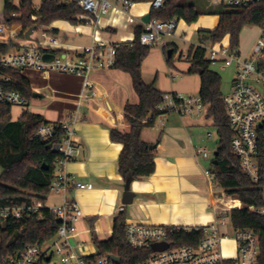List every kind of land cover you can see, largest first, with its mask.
<instances>
[{"label": "trees", "instance_id": "16d2710c", "mask_svg": "<svg viewBox=\"0 0 264 264\" xmlns=\"http://www.w3.org/2000/svg\"><path fill=\"white\" fill-rule=\"evenodd\" d=\"M131 1L138 3L148 0ZM206 12L218 15L219 24L213 30H198L199 43L218 42L229 34L231 45L235 47L239 45L240 34L245 26L264 22V2L240 9L219 5L215 10H205L197 3L168 0L162 8L151 9L150 14L152 18L159 20H184L190 24ZM87 17L70 0H42L38 8L33 0H21L19 6L14 4V0H5L0 23L21 25L22 33L14 36L8 43L0 44V79L3 75L11 76L14 89L20 91L30 102L34 94L30 80L22 69L4 67L1 63L2 55L9 52L17 40L23 39L31 27L38 29L50 26L57 20L77 26L87 24L90 21ZM143 30L144 26L138 25L133 42L120 44L113 67L131 75L140 100L138 104L125 105V130L113 128L110 131L111 140L123 145L118 158V172L125 183L148 178L155 172L156 147L151 149L152 144L143 140L142 133L145 128L154 127L157 118L164 113L157 107L163 101L165 93L156 86V80L147 83L143 77L142 63L151 50L140 43ZM39 43L40 41L36 45ZM170 47L171 45H166L164 52L168 65L173 66L177 48L172 49L169 57L167 52ZM187 59L192 63L189 73L199 74L201 77L199 97L206 106V116L212 120L219 137L216 149L218 156L213 159L218 164L215 165L212 161L210 171L215 183L222 189L223 196H236L239 199V206L229 213L231 226L235 230H252L260 235L261 264H264V183L256 184L245 175L239 159L231 151L233 131L223 102L222 78L211 68L205 49L191 45ZM12 106L0 101V209L29 207L37 202H42L44 206L30 216L25 214L17 220L0 215V257L7 252L51 240L61 225L59 218L45 203L55 179L57 160L61 158L56 147L61 144L65 132L58 129L51 138H39L36 135L39 128L50 122L42 115L30 111H25L17 121H12ZM50 144L51 148L48 147ZM91 222L93 243L97 248V254L93 257L115 255L120 258L119 264H140L151 252L150 248L135 249L127 242L125 212L119 213L114 219L113 235L107 240L98 238L93 220ZM203 236L202 229L190 232L181 229L171 234L169 241L172 245H196Z\"/></svg>", "mask_w": 264, "mask_h": 264}, {"label": "crops", "instance_id": "0c3cea01", "mask_svg": "<svg viewBox=\"0 0 264 264\" xmlns=\"http://www.w3.org/2000/svg\"><path fill=\"white\" fill-rule=\"evenodd\" d=\"M20 1L14 0V4L19 6ZM191 1L199 3L198 0ZM143 3H135L129 15L142 20L150 13V6ZM40 4L34 5L38 8ZM121 13L114 12L104 16L100 19L99 26L89 21L87 24H94L93 30L82 26L86 24L76 26L57 20L50 26L41 27V36L43 31L52 28V34L58 43L72 50L90 45L95 31L98 37L111 42L134 40L136 26L130 25L128 15ZM182 21L184 25L187 24ZM216 24L217 27L219 16ZM7 26L8 30L0 32V44H6L22 33L21 25ZM210 28L212 27H206L204 21L200 20L193 31L197 33L198 30L215 29ZM32 35L30 39L24 36L17 40L9 52L35 46L42 40L32 38ZM180 38L174 33L167 39L170 49L177 48L173 66L167 63L164 47L152 48L142 63L143 77L147 83L156 80V86L163 93L199 96L201 77L199 74L189 73L192 63L187 59L188 53L185 54L176 42ZM192 39L189 36L186 38L187 41ZM22 72L30 80L34 93L39 94L33 98H45L46 90L50 93L51 99L46 102V109L30 111L42 115L50 123L63 120L75 107L86 80L84 77L60 72H40L32 69H24ZM88 80L91 83L90 96L82 119L76 126V138L82 146V153L77 159L65 163L63 169L76 176L78 181L92 184L93 188H71L67 193L51 192L45 205L53 208L63 205L67 200L76 201L84 215L76 223L74 238L77 245L81 244L80 251L83 254L95 255L97 248L93 243L91 220L98 238L107 240L113 235L117 210L124 205L122 200L126 183L118 172V158L123 145L111 140L110 131L113 128L125 130V105L138 104L140 100L131 75L123 70L96 69L89 73ZM24 112V109L21 110L19 118ZM19 118H12V121ZM158 124L151 129H144L142 133L145 142L156 144V169L150 177L131 183L130 189L135 197L132 204L125 205L126 223L185 227L212 224L217 213L229 208L231 203L229 197H226L227 203L223 201L224 198L215 195L216 190L214 191L206 175L210 158H204L198 152L201 148L208 150L206 145L209 144L208 138H211L208 134L212 132L207 129L209 125H213L212 120L206 115L181 117L176 113H169Z\"/></svg>", "mask_w": 264, "mask_h": 264}, {"label": "built area", "instance_id": "2783aa9c", "mask_svg": "<svg viewBox=\"0 0 264 264\" xmlns=\"http://www.w3.org/2000/svg\"><path fill=\"white\" fill-rule=\"evenodd\" d=\"M74 1L87 15L95 26L100 25V19L108 14L121 11L128 15L130 25H143L140 43L150 49L165 47L167 39L172 36L178 26V21L150 19L142 22L129 15L135 4L131 0H70ZM168 0H151V9H159ZM264 0H218L219 5L234 9L246 8ZM259 29L258 38L252 52L245 56L238 46L231 45V35H226L221 41H204L198 44L206 51V58L211 65L221 63L224 67L234 64L236 76L231 91L223 95V102L230 127L233 131L231 151L239 159L242 172L256 184L264 183V22L254 25ZM8 30L7 24H0V32ZM93 36L90 45L71 48H61L52 34V28L42 32V40L38 45L24 47L16 52L2 55L1 63L7 68L32 69L40 72H60L86 78L82 94L75 107L67 116L58 122L43 124L36 135L48 139L55 135L58 129L65 132V137L56 150L61 154L57 160L55 179L51 192L67 193L71 188L92 189V184H84L76 176L64 171L63 165L77 159L82 153V146L76 138L77 124L82 119L84 108L90 96L91 86L88 75L96 69L113 68L116 62L117 50L122 43L131 41L111 42ZM224 41V43H223ZM45 50V51H44ZM54 54L51 60H45L43 55ZM12 77L3 75L0 79V101L13 106L26 107V97L12 86ZM162 113L156 124L163 122L166 115L176 113L181 117H200L206 115V106L199 96H189L183 93H165L163 101L158 105ZM209 137L213 134L209 133ZM199 154L210 158L206 149H199ZM209 183L212 185L214 175L210 168L206 170ZM228 200L233 201L231 196ZM238 201V206H239ZM44 204L37 202L29 207H5L0 209L4 218L21 219L25 214L39 211ZM237 206V207H238ZM230 203L229 208L220 210L216 220L207 226H170L149 225L144 223H126V237L129 245L135 249L150 248L151 252L140 264H261L260 235L252 230H235L229 219L231 210L237 208ZM59 218L61 225L57 234L43 244H31L23 249L7 252L0 257V264H119L110 255L99 257L85 255L80 251L74 238L76 223L83 217V211L76 201H65L63 205L50 208ZM126 211L121 205L117 212ZM204 232L203 238L196 245H172L169 237L175 231ZM233 238L237 244L236 260L224 257L222 241ZM74 240V244L72 243ZM1 242V237H0ZM167 242L164 250L154 251L152 244ZM229 261H232L229 263Z\"/></svg>", "mask_w": 264, "mask_h": 264}, {"label": "rangeland", "instance_id": "374dc122", "mask_svg": "<svg viewBox=\"0 0 264 264\" xmlns=\"http://www.w3.org/2000/svg\"><path fill=\"white\" fill-rule=\"evenodd\" d=\"M17 1V0H15ZM42 0H33L34 4L38 5L41 3ZM186 3H191V0H184ZM195 1V0H194ZM199 3L202 6L203 9L205 10H215L216 8H219V4H218V0H198ZM151 0H148L146 2H144L143 4L146 5L147 7L150 6ZM4 4H5V0H0V16L3 13V9H4ZM118 14H122L120 11L117 12ZM217 18L218 15L216 14H212L210 12H206L204 14H202L199 19L194 22V23H187V24H183V21L180 20L179 24H178V28L175 31V35L176 37H181L180 39H176V42L179 44V46L183 49L184 53L187 54L188 53V49H190L191 44H197L198 41V37H197V33L194 30L195 26L200 22V20H202V22L204 21L206 27H212L210 29H213L216 27V23H217ZM93 23H89L86 25H82L86 28H91L93 30ZM209 29V28H208ZM191 34V36H190ZM258 34H259V29L257 27L254 26H245L240 34V39H239V48L242 51L243 55L248 56L251 52L252 49L255 45V42L258 38ZM193 37L192 40H186L187 37ZM32 38H36V39H43L41 36V28H38L35 30V32L32 35ZM224 43V41H223ZM199 44V43H198ZM197 44V45H198ZM15 50L13 49L12 52H14ZM211 68L218 72L222 78V84H221V92L223 95L228 94L233 86V80L236 76V67L234 64H231L229 66L224 67L221 63L219 64H213L211 65ZM51 95L50 93L46 90V97L45 98H40V99H36V98H31L30 104L28 102L26 107H19V106H12V110H11V115L13 119H17L19 118V115L21 114V110H29V111H33L35 109H46V102L50 101ZM156 126V125H155ZM159 126V124L157 125ZM147 129H151V127H147L145 128V130ZM210 132L213 133V137L208 138V142L209 144H207V149L208 152L210 154V159L208 160V167L211 168L212 167V161L214 159V152L217 149V144H218V134H217V130L213 125H209V128L207 129ZM1 171V168H0ZM214 191H215V195L217 197L220 198H224L223 201L228 203V200L225 196L222 195V189L220 188V186L217 185V183H213L212 184ZM232 198V205H235L236 207L238 206V201L239 199L236 196H231ZM80 242V241H79ZM221 248H222V252L225 258L227 259H233L236 260L238 257V248H237V244L234 241V239L231 237L228 240H224L222 241L221 244ZM232 261H229V263Z\"/></svg>", "mask_w": 264, "mask_h": 264}, {"label": "water", "instance_id": "95a60500", "mask_svg": "<svg viewBox=\"0 0 264 264\" xmlns=\"http://www.w3.org/2000/svg\"><path fill=\"white\" fill-rule=\"evenodd\" d=\"M150 19H151V14H150V13L146 14V15L142 18L143 22H149ZM36 29H37V28H36L35 26H34V27H31V28L25 33V37H26L27 39H30V38H31V35L33 34V32H34ZM167 54H168V56L170 57L171 54H172V49H169L168 52H167ZM43 58H44L45 60H51V59L54 58V54H52V53H46V54L43 55ZM38 95H39V94L35 92V93L33 94V97H36V96H38ZM48 147L51 148L52 145L50 144ZM155 147H156L155 144L150 146L151 149H154ZM217 156H218V151H215V152H214V157H217ZM213 163H214L215 165H217V164H218V161L215 159V160L213 161ZM130 186H131V181H127V182H126V186H125V194H124V197H123V200H122V203H123L124 205H130V204H132V203H133V200H134V197H135V193L132 192V190L130 189ZM72 243L74 244V240H73V239H72ZM167 247H168V243H167V242H159V243H154V244H152V249H153L154 251L164 250V249H166ZM110 257H111L116 263H119V262H120V258H119L118 256L110 255Z\"/></svg>", "mask_w": 264, "mask_h": 264}]
</instances>
